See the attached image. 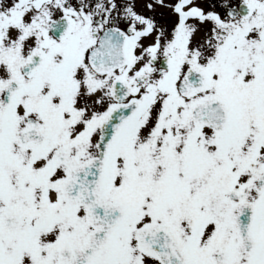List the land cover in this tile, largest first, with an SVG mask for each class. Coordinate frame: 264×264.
Segmentation results:
<instances>
[{"label":"snow or ice","instance_id":"6c2138e0","mask_svg":"<svg viewBox=\"0 0 264 264\" xmlns=\"http://www.w3.org/2000/svg\"><path fill=\"white\" fill-rule=\"evenodd\" d=\"M0 264H264V0H0Z\"/></svg>","mask_w":264,"mask_h":264}]
</instances>
